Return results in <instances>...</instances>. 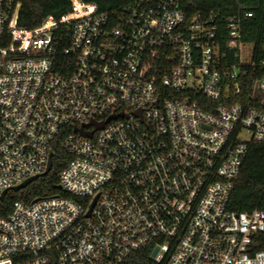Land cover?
I'll use <instances>...</instances> for the list:
<instances>
[{
    "label": "built area",
    "instance_id": "2783aa9c",
    "mask_svg": "<svg viewBox=\"0 0 264 264\" xmlns=\"http://www.w3.org/2000/svg\"><path fill=\"white\" fill-rule=\"evenodd\" d=\"M69 2L29 29L21 3L0 0V196L46 174L57 138L69 157L60 194L0 214V264H124L143 249L155 263L264 264V210L229 205L247 144L264 143L251 11Z\"/></svg>",
    "mask_w": 264,
    "mask_h": 264
},
{
    "label": "trees",
    "instance_id": "16d2710c",
    "mask_svg": "<svg viewBox=\"0 0 264 264\" xmlns=\"http://www.w3.org/2000/svg\"><path fill=\"white\" fill-rule=\"evenodd\" d=\"M21 7L18 22L21 27L36 28L47 16L60 19L72 11L69 0H18ZM94 3L99 10L111 11L118 0H79ZM181 7L187 18L196 13L214 12L218 17L243 15L251 11L250 18L241 23L242 40L253 43L255 59H264V0H181ZM80 10L78 7L77 11ZM60 138L52 145V165L46 174L29 182L17 191L9 189L0 201V214L10 212L14 201L28 202L34 198L60 194L58 188L59 171L65 166L69 157L60 148ZM240 173L234 182L229 205L234 211L264 210V143H248L247 153L242 161ZM124 264H166L155 263L150 258V249L131 253Z\"/></svg>",
    "mask_w": 264,
    "mask_h": 264
},
{
    "label": "water",
    "instance_id": "95a60500",
    "mask_svg": "<svg viewBox=\"0 0 264 264\" xmlns=\"http://www.w3.org/2000/svg\"><path fill=\"white\" fill-rule=\"evenodd\" d=\"M109 118H110V117H109ZM111 118H115V116H111ZM90 123L93 124L97 129H100V128L102 127V125H103V122H102V123H96V122H94V121H91ZM84 125H85V126H88L89 123H87V124H83L82 126H84ZM82 126H81V128H78V132L81 134V136H91L92 133L82 131ZM50 156H51V154H50ZM49 168H50V158H49L48 163H47V166H46V171H47ZM46 171H45V172H46ZM36 178H38V176L29 177L27 180L23 181L22 183H20V184H18V185H16V186H13V187H12V190L17 191V190H19V189H22V188H24L25 186H27L29 182L33 181V180L36 179ZM5 193H6V192L3 191V193H2L1 196H0V199H3ZM155 254H156V250H154V251L152 252L151 255L154 256Z\"/></svg>",
    "mask_w": 264,
    "mask_h": 264
},
{
    "label": "rangeland",
    "instance_id": "374dc122",
    "mask_svg": "<svg viewBox=\"0 0 264 264\" xmlns=\"http://www.w3.org/2000/svg\"><path fill=\"white\" fill-rule=\"evenodd\" d=\"M247 50H250L251 47L247 46L246 48ZM240 141H248L250 139V134L247 133L246 131L242 132L241 134H239V138Z\"/></svg>",
    "mask_w": 264,
    "mask_h": 264
}]
</instances>
